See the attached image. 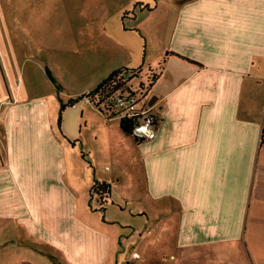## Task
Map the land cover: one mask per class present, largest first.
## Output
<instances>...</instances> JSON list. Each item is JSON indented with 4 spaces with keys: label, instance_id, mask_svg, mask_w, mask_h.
<instances>
[{
    "label": "crops",
    "instance_id": "0c3cea01",
    "mask_svg": "<svg viewBox=\"0 0 264 264\" xmlns=\"http://www.w3.org/2000/svg\"><path fill=\"white\" fill-rule=\"evenodd\" d=\"M162 6L175 17L165 20L171 38L162 60L148 68L158 77L148 100L156 97V137L138 143L85 101L86 128L96 131L89 141L109 162L102 170L82 141L93 171L86 192L69 178L81 166L71 167L62 139L61 86L45 66L51 91L35 94L18 64L26 54L0 32V264H127V247L145 250L159 215L176 220L177 264H264V0ZM157 7L130 0L114 15L126 31V20L154 16ZM90 16L106 31L109 11ZM126 43L124 34L107 33V58L117 59L110 74L140 69ZM95 182L111 186L103 213L91 197ZM118 203L137 218L115 216Z\"/></svg>",
    "mask_w": 264,
    "mask_h": 264
},
{
    "label": "rangeland",
    "instance_id": "374dc122",
    "mask_svg": "<svg viewBox=\"0 0 264 264\" xmlns=\"http://www.w3.org/2000/svg\"><path fill=\"white\" fill-rule=\"evenodd\" d=\"M142 1L152 3V6L158 3L157 10L153 12L154 16L144 12L137 20H126L133 27L125 31L114 12L130 0H0V32L3 35L7 32L16 41L18 49L21 48L23 54H26V63L24 64L22 58L18 62L24 83L28 84L35 94H48L51 84L43 69L48 66L55 76L56 83L61 86L59 94L65 106L92 91L95 85L110 74L111 66L117 59L107 58L109 55L103 44L107 33L125 35L130 44L126 43V46L134 58V66L140 68L136 70L143 71L140 74L141 79L130 82L132 88H137L139 82L147 83L149 75L153 74L148 71L149 66L162 60L168 45L166 38L170 42L171 31L165 20L169 22L170 19L174 20L175 16L174 12L169 14L170 10L162 6L169 0ZM108 11L110 21L104 26L106 31L103 30L101 22L90 25V15L101 19V14ZM146 28L151 34H148ZM25 65L27 67L23 69ZM86 109L91 108L85 103V99H82L75 107L62 108L61 114L62 139L72 151V158L69 159L71 167L75 164L74 161H78L81 166L76 173L71 169L69 176L72 183L73 179L78 180L79 192H86V188L90 187L89 177L93 172L80 152L82 141L85 148L91 152L92 159L100 162L99 167L102 166V170H106L105 164L109 163L101 161L100 148L97 150V144L89 141L96 131L92 132L93 127L86 128L89 126L84 122L87 119ZM90 142L93 147H90ZM118 210L130 218H137L136 213H131L128 207L121 208L120 203L114 206L111 212L116 216L115 212ZM141 213L145 216L143 211ZM161 214L165 216L167 211ZM165 217L159 215L155 227L149 224L153 232L148 235L150 238L147 237L148 246L145 250L140 244L127 247V264H177L173 261L174 258L171 260V256L175 255L171 239L176 220L173 218L171 222H166ZM144 219H147V216ZM153 242L167 244L156 252V249L150 246ZM135 252L144 256L143 259H139V256L136 258Z\"/></svg>",
    "mask_w": 264,
    "mask_h": 264
},
{
    "label": "trees",
    "instance_id": "16d2710c",
    "mask_svg": "<svg viewBox=\"0 0 264 264\" xmlns=\"http://www.w3.org/2000/svg\"><path fill=\"white\" fill-rule=\"evenodd\" d=\"M182 59L181 57L177 56ZM185 60V59H182ZM186 61V60H185ZM141 70H120L113 72L109 75L107 79H105L100 85L96 87L93 91L82 95L77 101H71L67 105H63V109L65 107H74L79 101L85 99L86 103L96 109L102 116H104L107 120H112L114 117H109V113H113V101L126 89V85L132 82V80L141 79ZM158 77L157 75L151 74L148 77L147 83L139 82L138 89L139 93L146 91L144 98H149V94L151 92L152 87L156 83ZM134 122L132 121H120L121 129L132 135V128ZM135 138V137H134ZM135 140L140 143L141 140L135 138ZM97 196L100 201V210L103 213L105 211L104 205L108 203V199L111 197V186L107 183H99L95 182L91 189V197Z\"/></svg>",
    "mask_w": 264,
    "mask_h": 264
},
{
    "label": "built area",
    "instance_id": "2783aa9c",
    "mask_svg": "<svg viewBox=\"0 0 264 264\" xmlns=\"http://www.w3.org/2000/svg\"><path fill=\"white\" fill-rule=\"evenodd\" d=\"M146 91L139 93L138 89L132 88L129 84L126 85V89L113 101V113H109V117L118 119L119 121H132L134 122L132 128V135L138 140H152L156 137L157 127L159 125V117L152 112V107L149 106V98H144ZM149 128L154 133L152 138L148 136H141L134 134V129L138 128L141 124H148ZM135 256H138L137 254Z\"/></svg>",
    "mask_w": 264,
    "mask_h": 264
},
{
    "label": "clouds",
    "instance_id": "9594fccd",
    "mask_svg": "<svg viewBox=\"0 0 264 264\" xmlns=\"http://www.w3.org/2000/svg\"><path fill=\"white\" fill-rule=\"evenodd\" d=\"M149 125L150 121L148 122V124H141L138 128L134 129V134L152 138L154 133L151 132Z\"/></svg>",
    "mask_w": 264,
    "mask_h": 264
},
{
    "label": "water",
    "instance_id": "95a60500",
    "mask_svg": "<svg viewBox=\"0 0 264 264\" xmlns=\"http://www.w3.org/2000/svg\"><path fill=\"white\" fill-rule=\"evenodd\" d=\"M155 100H156V97H154V100L153 101H150L149 102V106H153V104H154L153 102H155Z\"/></svg>",
    "mask_w": 264,
    "mask_h": 264
}]
</instances>
